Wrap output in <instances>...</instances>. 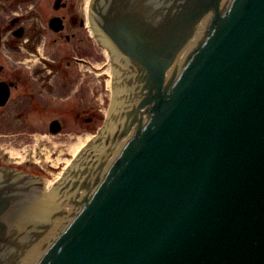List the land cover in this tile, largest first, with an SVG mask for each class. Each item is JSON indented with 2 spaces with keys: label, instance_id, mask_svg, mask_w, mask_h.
<instances>
[{
  "label": "water",
  "instance_id": "95a60500",
  "mask_svg": "<svg viewBox=\"0 0 264 264\" xmlns=\"http://www.w3.org/2000/svg\"><path fill=\"white\" fill-rule=\"evenodd\" d=\"M93 12L110 117L52 192L0 166V264H264V0Z\"/></svg>",
  "mask_w": 264,
  "mask_h": 264
},
{
  "label": "flooded vegetation",
  "instance_id": "af4514ba",
  "mask_svg": "<svg viewBox=\"0 0 264 264\" xmlns=\"http://www.w3.org/2000/svg\"><path fill=\"white\" fill-rule=\"evenodd\" d=\"M92 2L0 0V126L48 127L57 136L68 120L92 124L91 90L82 74L92 73L98 48L104 49ZM28 134L18 129L5 136L25 141ZM12 162L43 177L29 162Z\"/></svg>",
  "mask_w": 264,
  "mask_h": 264
},
{
  "label": "rangeland",
  "instance_id": "374dc122",
  "mask_svg": "<svg viewBox=\"0 0 264 264\" xmlns=\"http://www.w3.org/2000/svg\"><path fill=\"white\" fill-rule=\"evenodd\" d=\"M95 46L97 45L95 44ZM98 51L99 56H95L96 59H93L94 67L92 73L82 74L86 78V86L90 87L91 90L88 100L92 104V114L95 117L92 124L76 125L71 120H68L57 136L48 133V127L34 128L30 126L19 128L0 126V163L19 165L12 161L29 162V165L42 171L46 181L58 179L63 167L67 164V159L72 158L74 147L79 145L83 139L84 142L82 144L84 145L94 136L104 122L102 117L109 106L112 93V87L108 81L113 80V72L110 64V54L108 53L110 52L109 49L98 48ZM74 72H76V69ZM18 129L29 132L27 140H12L16 137L5 136L7 132ZM79 147L74 152V155L81 148ZM36 150V155H32ZM24 163H20V165Z\"/></svg>",
  "mask_w": 264,
  "mask_h": 264
},
{
  "label": "bare ground",
  "instance_id": "6f19581e",
  "mask_svg": "<svg viewBox=\"0 0 264 264\" xmlns=\"http://www.w3.org/2000/svg\"><path fill=\"white\" fill-rule=\"evenodd\" d=\"M109 83H110V85L111 86H113L114 85V81L112 82L111 80L110 81H108ZM84 142V139L81 141V143L79 144V145H77L76 147H74V149H73V154H72V157L74 156V152H76V150L78 149V147L80 146V147H82V143ZM79 147V148H80ZM67 162H70V159H67ZM63 171H61L60 172V174L62 173ZM56 187V183H55V181H48L47 183H46V189L49 191V192H52V190L54 189Z\"/></svg>",
  "mask_w": 264,
  "mask_h": 264
}]
</instances>
